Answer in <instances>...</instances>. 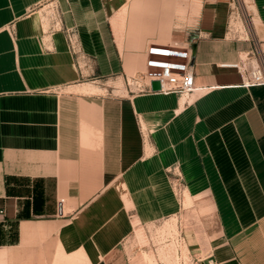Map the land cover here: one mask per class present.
<instances>
[{"label":"crops","instance_id":"obj_1","mask_svg":"<svg viewBox=\"0 0 264 264\" xmlns=\"http://www.w3.org/2000/svg\"><path fill=\"white\" fill-rule=\"evenodd\" d=\"M223 1L181 0L175 34L154 0H0V264H114L131 227L169 216L173 175L219 215L224 264H264V86L228 66L246 47ZM245 2L264 34V0ZM151 43L194 50L189 100L82 89L136 74Z\"/></svg>","mask_w":264,"mask_h":264},{"label":"rangeland","instance_id":"obj_2","mask_svg":"<svg viewBox=\"0 0 264 264\" xmlns=\"http://www.w3.org/2000/svg\"><path fill=\"white\" fill-rule=\"evenodd\" d=\"M223 2L227 9L225 32H228L224 35L239 43L245 40L243 59L255 64V58L264 50V44H260L262 42L260 38H264V34H257L259 22L256 25L254 19L252 20V10L246 7V2L245 7L242 0ZM153 11L156 26L163 30L173 28V33L177 34L180 26L184 28L185 23L190 22L187 14L193 11V8H189L188 4L181 0H154ZM82 89L122 96L127 90H138L139 87L128 76L114 82L86 81ZM185 98L190 99L191 95ZM142 128V135L145 138L143 125ZM170 188L169 216L131 227L130 232L113 253L114 264H150L149 260L154 264H224V258L227 256L225 244L227 234L217 212L210 209V203L205 202L206 197L195 199L191 196L193 198L191 203L186 197L183 200L188 190L182 178L173 175L170 179Z\"/></svg>","mask_w":264,"mask_h":264},{"label":"built area","instance_id":"obj_3","mask_svg":"<svg viewBox=\"0 0 264 264\" xmlns=\"http://www.w3.org/2000/svg\"><path fill=\"white\" fill-rule=\"evenodd\" d=\"M144 68L130 78L139 90L150 89L151 80H158L160 89L157 92L176 93L179 97H187L201 89L195 83V74L191 48L178 44L151 43L145 48ZM240 74H244L243 84L246 86H264V50L255 58V64L240 58L231 64ZM3 210L0 209V218Z\"/></svg>","mask_w":264,"mask_h":264},{"label":"water","instance_id":"obj_4","mask_svg":"<svg viewBox=\"0 0 264 264\" xmlns=\"http://www.w3.org/2000/svg\"><path fill=\"white\" fill-rule=\"evenodd\" d=\"M192 54H194V50H192ZM150 89L152 91H158L160 89V83L158 80H151Z\"/></svg>","mask_w":264,"mask_h":264},{"label":"bare ground","instance_id":"obj_5","mask_svg":"<svg viewBox=\"0 0 264 264\" xmlns=\"http://www.w3.org/2000/svg\"><path fill=\"white\" fill-rule=\"evenodd\" d=\"M228 66H231V64H229ZM146 258H147V257H146ZM147 261H148V260H147ZM148 262H150V264H154V263H153L152 261H150V260H149Z\"/></svg>","mask_w":264,"mask_h":264}]
</instances>
